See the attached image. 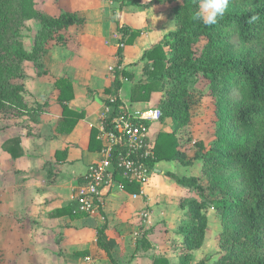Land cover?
<instances>
[{"label": "trees", "instance_id": "1", "mask_svg": "<svg viewBox=\"0 0 264 264\" xmlns=\"http://www.w3.org/2000/svg\"><path fill=\"white\" fill-rule=\"evenodd\" d=\"M129 6H164L172 4L175 27L158 42L145 49L144 62L137 81L129 72L119 71L122 50L114 70L113 104L122 86L120 75L130 78V100L148 101L152 92H160V118H169L171 132H160L154 143L153 159L178 158L175 131L188 124L190 106L188 84L200 73L208 81L207 92L215 101L216 120L213 139L200 155V176H178L166 172L177 184L190 189L196 198H182L179 207L188 223L182 231L183 251L179 264H190L191 251L201 247L209 220L208 209L220 219L218 247L221 253L212 264H264V0H230L228 8L215 25L206 26L193 19L198 0H115ZM25 18L39 22L37 43L26 51L17 43L15 32ZM85 17L76 11L51 15L36 9L34 0H0V112L27 110L23 98L21 63L32 61L60 43L59 31L83 26ZM121 40L131 43L139 30L118 27ZM202 42L199 53L195 45ZM57 100L63 119L58 130L70 132L80 113L66 102L73 97L71 82L54 78ZM108 103V102H107ZM110 104V102H109ZM35 120L36 117H31ZM109 118L104 120L108 128ZM91 129L89 147L95 142ZM203 149V147H202ZM128 192H138L137 185L126 184ZM70 206V213L77 210ZM83 214V213H82ZM106 226L96 231V245L112 264H119L104 239ZM201 259L194 264H204ZM152 264H169L163 256Z\"/></svg>", "mask_w": 264, "mask_h": 264}, {"label": "rangeland", "instance_id": "2", "mask_svg": "<svg viewBox=\"0 0 264 264\" xmlns=\"http://www.w3.org/2000/svg\"><path fill=\"white\" fill-rule=\"evenodd\" d=\"M147 1L144 0V2ZM34 2L36 9L51 15H57L64 11L79 12L85 17L86 22L83 26H71L67 30L59 31L58 33L62 35L61 42H52L49 50L38 58L37 65L32 61H22L23 98L28 103L27 110L13 108L1 111L0 130L6 124L8 126H24L23 123L26 120L31 119V117H38L40 112L46 111L52 101L60 105L57 98L52 97L51 100V95L48 93L49 89L53 88L54 78L56 77L53 73L59 70L55 61L61 59L62 62L68 60L74 62V64L83 63L82 59H78L79 54L74 48L75 45H79L78 40H76L79 37L76 36L78 32L81 31L80 34H83L82 31L85 30L86 34H93L94 29H98V24L103 23L104 34L108 37L107 43L113 47H119L122 50L123 58L127 59L119 66V71L130 72L134 77L133 81H136L142 75L141 67L144 64L140 61L139 53L146 46L149 48L150 43L158 42L169 30L175 27V20L171 14L172 4L144 7L129 6L115 0H34ZM90 8L92 9L90 10ZM121 25L139 30L138 36L145 37V35H148L149 38L144 39L141 45L135 43L136 38L131 43L128 40H121V34L118 31V27ZM39 26L38 20L25 18L15 32L17 43H20L26 51H30L33 45L37 43L36 37ZM155 30L160 32L161 35H157L154 32ZM92 39L96 40L97 38ZM201 46L202 42L195 45L197 53H199ZM112 51L113 56H111L107 68L108 76L111 79L114 77L116 67L114 63L118 61L117 53ZM120 80L124 86L121 87L119 95L122 99L127 100L128 96L130 97L132 81L122 74ZM188 88L189 96L186 100L190 106V119L187 125L175 131L178 158L154 161L151 165L153 172L149 181V196L143 201V205L141 201H136L124 206L126 202L118 197L115 200L119 202L118 205L123 206L120 209L113 208V214L109 215V220L105 219L101 213L92 215L89 218L79 212L77 208L72 212V215L79 219L77 226L85 229L86 242H92L90 250H85L86 255L82 256L85 263L112 264L105 252L95 244L96 231L104 225L106 220L109 223L106 230L110 229V231L104 234V239L109 245L113 258L119 264H152L153 259L158 256L165 257L169 264H179V257L183 251L182 231L188 223V218L179 207V202L182 198H196V195L190 189L177 184L171 177L166 175V172H172L178 176H200L201 151L206 149L214 137L213 128L216 120L215 101L207 92L208 81L198 73L190 78ZM112 91L111 82L110 92L112 93ZM106 92L109 91L106 90ZM158 94L157 91L153 92L149 100L146 101L147 103L142 104V108L139 109L158 107L161 97ZM109 99L106 100L107 104L109 106L110 102L112 103L110 107H113L116 97L113 96ZM108 115L109 110L107 109L103 119ZM170 125L169 118H160L151 125L148 138L149 152L152 150L154 154V143L158 133L172 131ZM80 183L81 179L72 191V196L77 191V186ZM133 204H137V206ZM21 210L23 209H15V212H12L10 208V210L4 212L3 208L0 207V264H63L66 262L68 257L65 256L64 252L60 253V255L62 254L61 257L52 254L55 245L62 244V238L57 234V230L55 229L50 234L49 231L53 229L51 224H42L43 228L47 229V234H43L42 240L24 234L23 228L24 230L25 228L26 230L29 228L34 230L36 225L34 222L30 224H27L28 221L24 222L23 218L26 216L23 213L25 211L21 212ZM33 213H35V210ZM207 213L209 220L205 239L201 247L191 251L190 264H194L201 259L205 260L204 264H212V261L221 253L218 247V234L221 230L220 219L211 209H208ZM26 215L28 214L26 213ZM14 218L18 221L21 220V224L13 221ZM121 223L127 234L132 235L131 237L128 235L129 238L122 239L123 249L116 245L114 237V231H118L116 227ZM71 259L74 261L75 258L71 256ZM81 263L82 260L79 264Z\"/></svg>", "mask_w": 264, "mask_h": 264}, {"label": "crops", "instance_id": "3", "mask_svg": "<svg viewBox=\"0 0 264 264\" xmlns=\"http://www.w3.org/2000/svg\"><path fill=\"white\" fill-rule=\"evenodd\" d=\"M141 1L144 2V0ZM98 25V29H94L93 34H86L84 30L83 34H80V31L76 35L79 36L76 39L79 45H75L74 48L79 54L78 59L83 60L82 64H74L68 60L62 62L63 60L60 59L55 61L59 70H56V73L50 70L56 78L65 77L71 82L73 97L66 104L70 109L80 113L72 130L67 133L58 130L57 126L63 119L62 107L53 101L46 111L40 112L38 117L36 116L35 120L28 119L23 123L24 126L20 125L19 127L6 124L0 130V207L4 212L10 208L12 212L22 208L28 214L26 215L21 210L26 216L23 218L24 222L28 221L27 224L34 222L36 225L34 230L30 228L24 230L23 228V233L25 232L24 234H29L31 237L34 236L37 240H42L43 234H47V229L43 228L42 224H51L53 229L49 233L51 234L56 229L57 234L62 238V244L55 245L52 254L61 257L60 253L64 252L68 259L63 264L72 262L79 264L81 260V264H87L83 261L82 256L86 255L85 250H90L92 247V242L85 240V229L77 226L79 219L71 215L69 209L74 204L73 197L76 194L75 191L72 196V191L80 179L82 182V177L88 166L100 154L102 142L97 138L98 130L107 109L111 108L112 103L108 106L106 100L114 96L110 92L113 79L108 76L107 68L110 58L113 56L111 51L117 53L118 48L107 43L108 37L104 34L103 23ZM154 32L161 35L156 30ZM92 38L97 39L93 40ZM148 38V35L138 36L134 41L141 45L144 39ZM143 51L139 53V57ZM125 59L122 56L120 65L127 61ZM105 62H107L106 65ZM117 63L118 61H115L114 65ZM123 86L122 83L121 87ZM121 87L117 99L124 105L130 104L129 106L142 108L141 105L147 103L146 101L133 102L129 96L127 100L122 99L119 95ZM48 93L51 95V100L52 97H57L58 92L54 83ZM158 93L161 96V93ZM92 128L96 130L95 142L92 147H89ZM148 189L149 185L145 188L146 195L136 198H132L125 191H117L106 197L99 213L109 220V215L113 214L112 209H120L123 206L118 205L119 202L115 200L118 197L127 203H124V206L136 201H141L142 204L149 196ZM133 205L137 206V204ZM34 210L35 213H33ZM14 219L13 221L21 224V220ZM108 224L105 220L104 234L110 231V229L106 230ZM116 229L118 230L114 231L116 245L123 249L122 239L132 235L127 234L122 223ZM71 256L75 258L74 261Z\"/></svg>", "mask_w": 264, "mask_h": 264}, {"label": "built area", "instance_id": "4", "mask_svg": "<svg viewBox=\"0 0 264 264\" xmlns=\"http://www.w3.org/2000/svg\"><path fill=\"white\" fill-rule=\"evenodd\" d=\"M160 117L157 106L139 109L121 102L109 108V115L102 120L97 135L102 142L100 154L88 166L73 197L79 212L88 217L96 215L106 197L117 191H125L132 198L146 195L145 188L153 172L149 132ZM108 118L106 128L104 120ZM126 184L137 185L138 192H128Z\"/></svg>", "mask_w": 264, "mask_h": 264}, {"label": "clouds", "instance_id": "5", "mask_svg": "<svg viewBox=\"0 0 264 264\" xmlns=\"http://www.w3.org/2000/svg\"><path fill=\"white\" fill-rule=\"evenodd\" d=\"M229 3L230 0H198L193 19L206 26L215 25L218 18L225 14Z\"/></svg>", "mask_w": 264, "mask_h": 264}]
</instances>
